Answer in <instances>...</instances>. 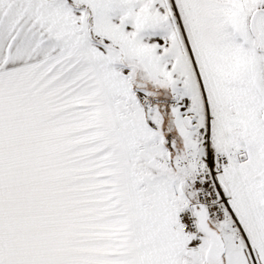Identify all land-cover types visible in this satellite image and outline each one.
Here are the masks:
<instances>
[{
	"label": "snow or ice",
	"instance_id": "obj_1",
	"mask_svg": "<svg viewBox=\"0 0 264 264\" xmlns=\"http://www.w3.org/2000/svg\"><path fill=\"white\" fill-rule=\"evenodd\" d=\"M0 264H264V0H0Z\"/></svg>",
	"mask_w": 264,
	"mask_h": 264
}]
</instances>
